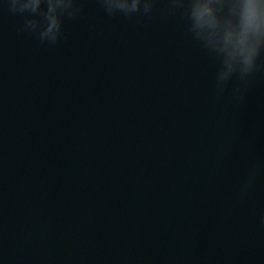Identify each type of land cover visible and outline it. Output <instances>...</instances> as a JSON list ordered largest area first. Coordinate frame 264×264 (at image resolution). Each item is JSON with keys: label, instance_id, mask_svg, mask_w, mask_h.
I'll return each instance as SVG.
<instances>
[{"label": "water", "instance_id": "obj_1", "mask_svg": "<svg viewBox=\"0 0 264 264\" xmlns=\"http://www.w3.org/2000/svg\"><path fill=\"white\" fill-rule=\"evenodd\" d=\"M80 3L49 45L0 0V264H264V71Z\"/></svg>", "mask_w": 264, "mask_h": 264}, {"label": "clouds", "instance_id": "obj_2", "mask_svg": "<svg viewBox=\"0 0 264 264\" xmlns=\"http://www.w3.org/2000/svg\"><path fill=\"white\" fill-rule=\"evenodd\" d=\"M9 11L23 17L20 31L35 35L41 44L56 45L63 18L76 19L80 0H5ZM109 15L150 16L157 0H98ZM169 15L179 14L187 32L219 62L215 85L220 92L236 78L243 95L250 79L264 71V0H166ZM42 5H46L42 8ZM27 14V15H25ZM255 179L249 176L243 191Z\"/></svg>", "mask_w": 264, "mask_h": 264}]
</instances>
